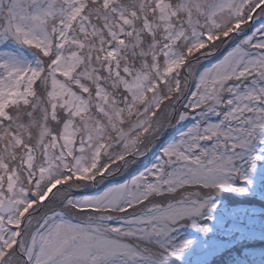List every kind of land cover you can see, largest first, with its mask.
<instances>
[{"label":"rangeland","instance_id":"1","mask_svg":"<svg viewBox=\"0 0 264 264\" xmlns=\"http://www.w3.org/2000/svg\"><path fill=\"white\" fill-rule=\"evenodd\" d=\"M110 1L0 0V115L46 93L53 117L39 136L24 111L0 124V264H204L264 238L260 207L201 192L264 198V0H155L143 29L148 1Z\"/></svg>","mask_w":264,"mask_h":264},{"label":"trees","instance_id":"2","mask_svg":"<svg viewBox=\"0 0 264 264\" xmlns=\"http://www.w3.org/2000/svg\"><path fill=\"white\" fill-rule=\"evenodd\" d=\"M119 0H111L110 3L112 2H118ZM144 1V0H143ZM145 1H148L146 2V4L144 5L145 6V9L143 8V10L140 8V6L137 5V9H136V15L133 14V20L135 23H140L139 26L143 29V27H145V22L144 20L145 19H149L150 15L153 14V11L158 7L157 4L154 3L155 0H145ZM170 4L172 5H175L179 0H167ZM168 3V4H169ZM87 4V3H86ZM86 4L84 6H86ZM90 6L87 7L86 9L87 10H82V13L85 14L87 11H90L89 9L91 8L92 4L90 3L89 4ZM88 6V5H87ZM4 8L6 9V3L0 7V8ZM3 9V10H4ZM1 11V9H0ZM158 17H159V8H158ZM138 17H140V21H138ZM1 22V21H0ZM75 22H77V19H75ZM151 22V21H150ZM1 29V27H0ZM143 36H146V39H150L152 37V34L150 31H146V32H143ZM95 35V34H94ZM78 38H80V40L84 41L85 43V40H86V36L82 35V36H79ZM134 37L133 36H128L127 34L124 35V43L122 44V49H127V51L129 52V47H128V42L129 39H133ZM147 46V44H146ZM145 46V47H146ZM137 48V47H135ZM37 51V50H36ZM120 51H121V48H120ZM124 54V53H123ZM131 54V55H130ZM133 55V53L129 52V57H131ZM54 57V52L51 53V54H48L46 55V57L42 60V64L43 66H46L49 68V62H50V59ZM136 57L137 59L135 60H138L139 64H143V56L141 55V53L139 51H137V54H136ZM130 61H134V59L132 60L131 58H129ZM146 60V58H145ZM135 62V61H134ZM131 68L133 67H136V66H133V65H129ZM39 88H42V86H40ZM31 89H33L34 93L36 92L37 88H36V83L34 85H32ZM42 92H44L42 90ZM46 94V93H45ZM44 94V99L50 103V101L47 99L49 95H45ZM39 102V100L37 102H35L34 100V95H30L28 100L26 102H12V103H9L6 108H5V113L7 114H1L0 115V124H7L9 122H12L13 121V118H11V116L13 115H16L18 116L19 115V112H22L24 111L25 112V122L29 121V118L30 116L32 115L31 119H34V121H37L38 122V125L41 124L42 121H44L45 123H51V120H52V114L51 112L52 111H46L45 109L49 107V103H46V105L41 102L39 105H37ZM19 104H21L19 106ZM180 111L183 109V106L180 105ZM51 107V106H50ZM57 108H59V106H57ZM21 109V110H20ZM20 110V111H19ZM44 112H47L49 115H48V119L46 118V115ZM34 122H32L31 124H33ZM183 122H181V124L179 123L177 126H175V129L172 130L171 132L168 133L167 136H165L163 139L160 140V142L154 147V149L152 150L151 154L149 155L148 158H146L145 160H143L142 162H140L139 164L135 165L131 170H129L128 172L125 173L124 176H122L121 178H118V179H113V180H124L126 179L127 177L133 175V174H137V173H140L143 169H145L151 162V160L156 157L157 155H159L162 150L161 148L170 140V138L174 137L175 136V133L177 132V130L182 126ZM43 125V126H42ZM42 126V127H41ZM45 125L44 124H41L40 125V129L38 131L35 132V135H40V133L45 129L44 128ZM51 128L50 126L48 125L46 131H50ZM48 133V132H46ZM61 134V133H60ZM49 135V134H48ZM61 137V135H60ZM43 148V146H42ZM30 149L29 147H27V150ZM260 171V170H259ZM7 179V178H6ZM111 180V181H113ZM107 184L104 183L102 184L101 186H97L95 189H93L92 191L89 190L91 193L93 192H96V191H99L101 189H103L105 187V185ZM64 189V187L66 186H62ZM194 188V187H193ZM211 188H207L206 189H202V193H205L206 195H208V197H213L214 199L216 200H221L223 201V203H225L227 205L228 208H233L235 206H248V207H252V205H257V207L259 209H261V211L264 212V198L260 197V195H257V194H249V196H242L243 198L238 197V196H233L231 197L230 193H228L227 191H225L223 189V192H218L217 191V195H213V193H211ZM215 192V190H213ZM210 192V195L208 194ZM84 195V192H71L70 194H67L66 196H63L62 199H64L63 203L66 205V203L68 205L72 204L73 202L71 201L73 198L77 197V196H83ZM247 197V198H245ZM57 209H59L60 211L64 212L66 215L70 216V213L68 210H65L63 209L61 206L59 205H56ZM98 210H94L93 208H88L86 209L85 213L88 215V216H92L94 217L95 219L99 216H103L102 213L104 212H108V210L106 209H99V208H96ZM131 208H129L127 210V212H130ZM57 210V211H59ZM120 212V210H119ZM126 212V213H127ZM131 213H129L128 215H130ZM119 216H125V215H119ZM118 216V217H119ZM114 217V216H113ZM117 218V217H116ZM94 222V221H92ZM189 222V221H188ZM187 222V223H188ZM227 222H233L232 219H230L229 217L227 218ZM113 223V221L111 222ZM234 223V222H233ZM237 235V234H236ZM246 239V238H245ZM230 241H233V240H236L235 237H232V238H229ZM264 261V238H258V239H246L244 241H241V242H237L229 249H225L223 250L222 252L219 253V255H215L214 258H212L211 261L209 262H206L204 264H260ZM181 264V263H179ZM183 264H190L189 262L187 263H183Z\"/></svg>","mask_w":264,"mask_h":264},{"label":"water","instance_id":"3","mask_svg":"<svg viewBox=\"0 0 264 264\" xmlns=\"http://www.w3.org/2000/svg\"><path fill=\"white\" fill-rule=\"evenodd\" d=\"M264 172V170H261ZM13 206H14V202L9 200V199H5L3 204L0 205V212L2 214H7L9 213L12 209H13Z\"/></svg>","mask_w":264,"mask_h":264},{"label":"flooded vegetation","instance_id":"4","mask_svg":"<svg viewBox=\"0 0 264 264\" xmlns=\"http://www.w3.org/2000/svg\"><path fill=\"white\" fill-rule=\"evenodd\" d=\"M243 35H244V34H239L238 37H239V36H243Z\"/></svg>","mask_w":264,"mask_h":264}]
</instances>
